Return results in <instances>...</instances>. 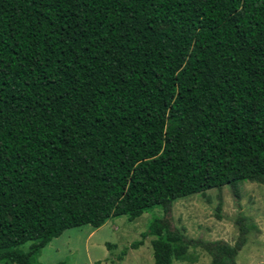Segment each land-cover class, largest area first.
<instances>
[{
	"label": "trees",
	"instance_id": "1",
	"mask_svg": "<svg viewBox=\"0 0 264 264\" xmlns=\"http://www.w3.org/2000/svg\"><path fill=\"white\" fill-rule=\"evenodd\" d=\"M245 182L264 185V0H0V264L154 209V264H235L243 213L233 245L169 218Z\"/></svg>",
	"mask_w": 264,
	"mask_h": 264
},
{
	"label": "rangeland",
	"instance_id": "2",
	"mask_svg": "<svg viewBox=\"0 0 264 264\" xmlns=\"http://www.w3.org/2000/svg\"><path fill=\"white\" fill-rule=\"evenodd\" d=\"M238 191L239 199L234 198L231 187L225 186L175 200L169 218L172 230L192 241H223L233 245L238 238L236 219L241 212L256 230L249 234L235 264H264V185L245 182L238 186ZM153 215L161 216L162 211L154 209L132 222L125 216L110 218L98 229L85 225L66 230L40 251L37 261L39 264H154L151 246L154 237H141ZM140 240L142 246L129 248ZM27 247L28 244L23 248ZM210 262L211 258L202 249L188 247L184 261L173 264Z\"/></svg>",
	"mask_w": 264,
	"mask_h": 264
}]
</instances>
